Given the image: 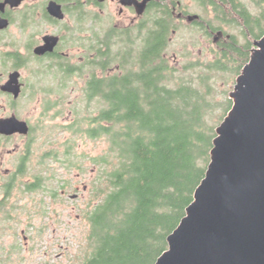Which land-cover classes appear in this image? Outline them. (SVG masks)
<instances>
[{"label":"trees","instance_id":"trees-1","mask_svg":"<svg viewBox=\"0 0 264 264\" xmlns=\"http://www.w3.org/2000/svg\"><path fill=\"white\" fill-rule=\"evenodd\" d=\"M257 4L259 15L241 16L245 38L264 34V0ZM160 21L153 24L147 53L138 64L126 59L122 75L88 83V105L94 101L99 110L85 123L65 126L85 139L107 143L89 157L100 169L92 189L100 199L85 215L91 249L83 264H155L204 177L215 127L231 106L227 97L215 99L207 77H174L162 57L171 20L167 15ZM237 42L231 36L207 69L238 74L251 44L250 39Z\"/></svg>","mask_w":264,"mask_h":264},{"label":"flooded vegetation","instance_id":"flooded-vegetation-1","mask_svg":"<svg viewBox=\"0 0 264 264\" xmlns=\"http://www.w3.org/2000/svg\"><path fill=\"white\" fill-rule=\"evenodd\" d=\"M3 2L0 0V209L15 189H43L53 171L48 173L52 164L47 161H57L54 154L34 157L32 145L39 136L34 133L32 115L18 109L24 98L59 94L63 85L74 82L86 100L93 78L122 75L128 68L126 59L138 64V57L147 53L153 24L167 15L170 33L191 27L211 37L212 48L219 49L231 40L224 26L245 30L241 16L261 13L257 0H189L196 11L185 0H20L17 6ZM162 57L166 59L163 52ZM30 79L38 84L33 86ZM41 81L50 83L52 89L43 87ZM45 104L42 116L53 111L51 118L61 114L60 102ZM18 121L27 125L26 133L18 131ZM23 178L29 180L20 185ZM43 191L50 199L56 197L52 190ZM69 196L75 199L78 194ZM23 239L27 243V236Z\"/></svg>","mask_w":264,"mask_h":264},{"label":"rangeland","instance_id":"rangeland-1","mask_svg":"<svg viewBox=\"0 0 264 264\" xmlns=\"http://www.w3.org/2000/svg\"><path fill=\"white\" fill-rule=\"evenodd\" d=\"M185 2L196 11L189 0ZM224 27L226 33L234 36L239 45L250 39V52L253 41L260 38H245L239 27ZM169 37L163 55L170 68L174 69V77L189 80L190 77L196 79L201 74L208 78L211 93L217 101L225 97L229 99V92L233 90L235 78L241 69L238 74L230 69H207L214 63L218 50L216 47L212 48L211 37L191 27H182L175 33H170ZM33 81L30 79L31 84L36 86L38 82ZM41 82L43 87L52 89L50 83ZM78 86L77 83L67 82L59 94L47 93L50 96L43 94L24 98L18 105L21 114L28 112L32 115V124L37 128L34 133L39 138L32 145L34 157L54 154L57 161H47L52 164L48 173L53 171L48 175L43 189L34 192L15 189L10 200L0 209V264H83L90 252L89 224L85 215L100 199L92 190L100 169L89 157L100 154L107 143L99 139H85L65 128L76 120L85 123L86 118L101 107L96 106L94 101L88 105L87 100L79 95ZM71 89L74 90L73 93ZM56 101L60 102L61 114L57 118H51L56 112L53 111L42 116V106H47L46 102L50 105ZM67 149L74 156L67 153ZM70 159H75L74 165L70 163ZM78 164L82 170H79ZM28 180L29 178H23L20 185ZM46 189L56 192V197L50 199L49 194L43 191ZM63 190L65 192L62 194ZM73 193L78 194V197L71 198L69 195ZM47 217L50 221H47ZM23 235L27 236V243Z\"/></svg>","mask_w":264,"mask_h":264},{"label":"water","instance_id":"water-1","mask_svg":"<svg viewBox=\"0 0 264 264\" xmlns=\"http://www.w3.org/2000/svg\"><path fill=\"white\" fill-rule=\"evenodd\" d=\"M228 96L204 177L155 264H264V34Z\"/></svg>","mask_w":264,"mask_h":264}]
</instances>
